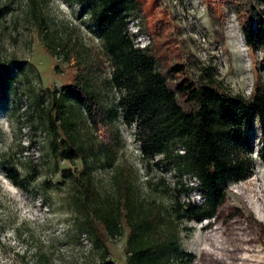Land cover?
I'll return each instance as SVG.
<instances>
[{
  "label": "rangeland",
  "instance_id": "rangeland-1",
  "mask_svg": "<svg viewBox=\"0 0 264 264\" xmlns=\"http://www.w3.org/2000/svg\"><path fill=\"white\" fill-rule=\"evenodd\" d=\"M34 1L33 8L31 0H0L4 9L0 14V264H94L103 247L110 261L125 264L126 227L101 246H94L91 235L80 233L77 221L85 212L72 201L71 182H62L54 174L55 165L75 166L57 161L48 148L47 90L72 80L75 43L97 46V30L85 16L86 9L70 0ZM239 1L251 9L254 19L264 9L263 0ZM137 2L140 11L128 18V29L136 45L151 48L161 71L181 62L197 77L207 67L219 89L250 95L262 54L252 53L245 45L238 16L228 4L218 0ZM60 41H66L68 57L56 53ZM111 89L107 102L119 93L118 87ZM119 130L115 163L127 162L137 169L143 196L154 193L167 202L159 178L171 190L179 176L166 169L158 156H142L133 125L119 124ZM258 136L255 125L251 174L228 182L213 218L184 223L179 244L192 264H264V165L256 155ZM111 173L107 168L95 170L102 193L111 189ZM189 179L182 176L184 181ZM181 200L201 203L203 197L191 190ZM187 263L184 258L172 261Z\"/></svg>",
  "mask_w": 264,
  "mask_h": 264
},
{
  "label": "trees",
  "instance_id": "trees-1",
  "mask_svg": "<svg viewBox=\"0 0 264 264\" xmlns=\"http://www.w3.org/2000/svg\"><path fill=\"white\" fill-rule=\"evenodd\" d=\"M70 1L86 9L98 45L75 43V73L70 82L47 90L45 120L50 155L75 166L55 165L54 174L71 182L72 201L85 212L77 221L78 230L101 246L126 227L125 264H172L176 258L192 264L179 244L184 223L213 218L228 182L251 174L255 125L256 155L264 165V9L254 19L239 0H218L238 16L248 49L262 54L246 97L219 89L207 67L197 77L181 62L161 71L151 48L136 45L128 29V18L140 11L137 0ZM3 10L0 7V14ZM65 44L58 42L56 53L68 57ZM115 87L118 95L107 102V91ZM119 124L134 126L142 156H158L179 176L171 190L159 178L167 202L154 193L143 196L137 169L127 162L115 163ZM106 168L112 170L111 189L102 193L95 170ZM147 184L154 188L151 180ZM191 190L201 194V203L181 200ZM106 253L103 247L94 264H114Z\"/></svg>",
  "mask_w": 264,
  "mask_h": 264
},
{
  "label": "clouds",
  "instance_id": "clouds-1",
  "mask_svg": "<svg viewBox=\"0 0 264 264\" xmlns=\"http://www.w3.org/2000/svg\"><path fill=\"white\" fill-rule=\"evenodd\" d=\"M206 220L209 219V218H205ZM207 224V223H206Z\"/></svg>",
  "mask_w": 264,
  "mask_h": 264
},
{
  "label": "built area",
  "instance_id": "built-area-1",
  "mask_svg": "<svg viewBox=\"0 0 264 264\" xmlns=\"http://www.w3.org/2000/svg\"><path fill=\"white\" fill-rule=\"evenodd\" d=\"M143 46H145V45H143ZM143 46H142V47H143Z\"/></svg>",
  "mask_w": 264,
  "mask_h": 264
}]
</instances>
